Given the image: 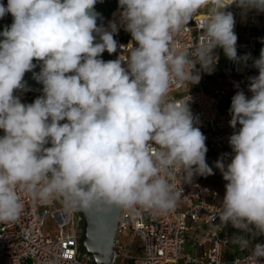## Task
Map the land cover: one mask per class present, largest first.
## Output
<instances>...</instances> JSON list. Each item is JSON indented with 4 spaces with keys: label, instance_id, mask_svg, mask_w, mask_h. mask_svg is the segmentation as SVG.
<instances>
[{
    "label": "clouds",
    "instance_id": "9594fccd",
    "mask_svg": "<svg viewBox=\"0 0 264 264\" xmlns=\"http://www.w3.org/2000/svg\"><path fill=\"white\" fill-rule=\"evenodd\" d=\"M96 4L0 3V19L12 17L0 31V222L19 218L22 195L80 210H173L178 172L185 184L215 172L191 99L171 98L170 88L212 74L222 49L234 64L251 60L258 74L247 77L250 96L235 85L231 154L214 162L226 183L213 219L250 233L257 242L243 264H264V48L257 58L238 54L231 10L264 14V0H118L119 22L107 26ZM204 9L194 52L178 50L174 36ZM121 27L126 45L115 39ZM29 72L42 94L24 103L16 93L30 90ZM235 242L249 247L247 238Z\"/></svg>",
    "mask_w": 264,
    "mask_h": 264
},
{
    "label": "built area",
    "instance_id": "2783aa9c",
    "mask_svg": "<svg viewBox=\"0 0 264 264\" xmlns=\"http://www.w3.org/2000/svg\"><path fill=\"white\" fill-rule=\"evenodd\" d=\"M231 10L236 14L238 54L251 53L256 58L255 37L241 38L240 30L249 27L264 29L261 22L264 14L242 16L239 9L233 7ZM119 12V8L113 10L103 24L119 22ZM206 15L207 10H201L194 15L186 30L174 36L173 42L178 50L189 54L194 52L202 34L200 24ZM115 39L126 45L131 36L121 27ZM216 52L219 54V49ZM127 54L123 53L124 56ZM112 59H116V54ZM251 63L249 60L247 66L240 69L239 65L229 61L226 73L236 77L240 89L255 71ZM219 71L222 72L217 63L212 74L202 73L198 84L177 85L174 82L170 88L171 98L191 99V111L199 121L196 126L207 137L206 160L215 174L206 178L198 176L193 184H185L178 172L175 183L181 196L176 207L169 212L160 213L139 206L135 210L119 208L109 264L118 261L123 264H243L250 255L256 240L242 249L227 234L224 224L218 218L213 219L221 202L214 204L217 191L208 181L218 173L214 162L222 154H231L228 137L233 132L229 126V111L224 108L222 100L237 91V88L228 91L223 72ZM16 94L24 103L33 102V98L39 95L32 89ZM2 135L3 130H0ZM22 203L24 208L17 220L0 222V264H93L92 255L81 243L82 217L77 208L67 207L62 198L41 202L22 195ZM260 239L264 241V237Z\"/></svg>",
    "mask_w": 264,
    "mask_h": 264
},
{
    "label": "water",
    "instance_id": "95a60500",
    "mask_svg": "<svg viewBox=\"0 0 264 264\" xmlns=\"http://www.w3.org/2000/svg\"><path fill=\"white\" fill-rule=\"evenodd\" d=\"M0 3L7 4V0H0ZM119 8L118 0H97L95 5V11L100 13L102 16V21L110 18V13ZM12 23L11 15H7L1 19L0 31L3 30L5 25H10ZM112 55L107 52L103 54L104 60H111ZM34 63H36L34 61ZM39 66L35 69L39 72ZM24 80L27 82V87L37 88L42 91V85L38 84L33 78L32 73H26ZM38 97L35 96L33 100ZM81 217L84 221V238L81 240L82 245L93 257V264H109L111 261L112 253V238L117 221V216L119 212V207L110 206L103 211H98L95 207L88 210H80Z\"/></svg>",
    "mask_w": 264,
    "mask_h": 264
},
{
    "label": "rangeland",
    "instance_id": "374dc122",
    "mask_svg": "<svg viewBox=\"0 0 264 264\" xmlns=\"http://www.w3.org/2000/svg\"><path fill=\"white\" fill-rule=\"evenodd\" d=\"M246 30H247L246 28L240 30L241 38H243V35L246 34ZM254 44H255V48H256L255 57L257 58L259 56L260 49L261 48H264V38H262L261 36H256L255 37V40H254ZM218 56H219L218 65H219V67L222 70H224V74H227L226 73V70L229 67V60L224 56L222 49H219ZM239 67H240V69H242L243 68V65H239ZM247 84H248V81H246V83L244 84V87H246ZM246 91H247V87H246L245 92ZM247 95L250 96V93L248 92ZM225 162L226 163L227 162H230V158L226 159ZM225 183L226 182L223 180V177H222L221 173L219 172V170H218L217 175L214 176L213 178H211L208 181V184L217 191V197H216V200L214 201V204H219L221 202V199L223 198V195H224V192H225V188H224ZM48 224L50 225L51 224V221H49ZM235 229L236 230H239L237 228H235ZM240 237L247 238L249 240V242L251 241V234L250 233H247V232H243L242 231L241 234H240ZM205 248L206 249L208 248V244L205 245ZM117 264H123V263L120 262V261H118Z\"/></svg>",
    "mask_w": 264,
    "mask_h": 264
},
{
    "label": "crops",
    "instance_id": "0c3cea01",
    "mask_svg": "<svg viewBox=\"0 0 264 264\" xmlns=\"http://www.w3.org/2000/svg\"><path fill=\"white\" fill-rule=\"evenodd\" d=\"M261 22H262V26H264V18L261 19ZM247 36H254V37L261 36L262 38H264V29L259 30L258 28H255V27H249V28H247L246 34L243 35V37H247ZM222 72H223L222 77H223V81L225 83V86L227 87L229 92H233L234 90H236V87H235V85H236V77H234L232 75H229V74H224V70H222ZM257 74H258V72L255 69V71L250 76L257 75ZM246 87H244V85H243L242 90L245 91ZM247 93L248 92L246 91L245 94L247 95Z\"/></svg>",
    "mask_w": 264,
    "mask_h": 264
},
{
    "label": "trees",
    "instance_id": "16d2710c",
    "mask_svg": "<svg viewBox=\"0 0 264 264\" xmlns=\"http://www.w3.org/2000/svg\"><path fill=\"white\" fill-rule=\"evenodd\" d=\"M241 37V36H240ZM220 72V71H219ZM220 73H222V72H220ZM231 95H229L226 99H223L222 100V104H223V106H224V108L227 110H229V108H230V105H231ZM224 224V227H225V229H226V232H227V234H229L232 238H234L235 239V241L238 239V238H240V234H241V230H236L235 229V227H233L232 226V224L231 223H227V224H225V223H223ZM242 236V235H241ZM255 239L252 237V235H251V241L249 242V243H251V242H253Z\"/></svg>",
    "mask_w": 264,
    "mask_h": 264
},
{
    "label": "flooded vegetation",
    "instance_id": "af4514ba",
    "mask_svg": "<svg viewBox=\"0 0 264 264\" xmlns=\"http://www.w3.org/2000/svg\"><path fill=\"white\" fill-rule=\"evenodd\" d=\"M2 27V25H1V19H0V28ZM29 88V87H28ZM29 89H32V90H35V91H37L38 93H39V95H41L42 94V91L41 90H39V89H37V88H29ZM38 95V96H39ZM84 221H83V219H82V234H81V240L84 238Z\"/></svg>",
    "mask_w": 264,
    "mask_h": 264
}]
</instances>
